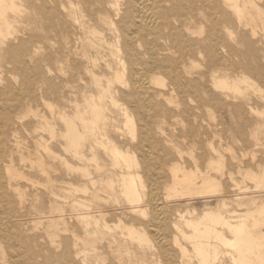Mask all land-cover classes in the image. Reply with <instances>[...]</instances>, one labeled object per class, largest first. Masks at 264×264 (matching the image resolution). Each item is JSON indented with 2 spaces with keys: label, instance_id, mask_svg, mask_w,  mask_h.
I'll return each instance as SVG.
<instances>
[{
  "label": "bare ground",
  "instance_id": "1",
  "mask_svg": "<svg viewBox=\"0 0 264 264\" xmlns=\"http://www.w3.org/2000/svg\"><path fill=\"white\" fill-rule=\"evenodd\" d=\"M36 93L68 107L33 130L30 172L0 167V264H264V189L239 190L249 164L203 114L264 168V0H0V112Z\"/></svg>",
  "mask_w": 264,
  "mask_h": 264
},
{
  "label": "rangeland",
  "instance_id": "2",
  "mask_svg": "<svg viewBox=\"0 0 264 264\" xmlns=\"http://www.w3.org/2000/svg\"><path fill=\"white\" fill-rule=\"evenodd\" d=\"M74 89V88H73ZM68 89L65 90L66 92V98L67 99H73L74 98V92ZM77 92L79 91L78 88H75ZM72 92V93H71ZM78 94V93H77ZM76 94V95H77ZM35 97H27L23 98L22 104L18 106V108H14V106L3 105V112H0V138H1V132H4L3 136V150L0 149V167L1 171L3 173V176H6L5 170H4V163L9 162L12 158L14 160V163L22 169L25 173L30 172L28 166L30 165L29 159H35L36 157V151H35V144L34 139L37 137V134L33 132V130L37 127L38 124L42 122L44 118L51 119V111L49 108V105H66L68 107V102H62L60 97L58 96H49L45 97L44 99L40 98L39 93H36L34 95ZM15 100H12L11 102L14 103ZM19 110V111H18ZM21 110V111H20ZM6 111V112H5ZM26 114V115H25ZM205 124L209 126H213L215 129L221 132L223 144L225 147H229V149H235L238 153L243 154V159L246 165L245 169H242L240 172L235 174V177L238 179V183L240 186V191L248 192L249 194H255L259 192L260 190H263L264 183L258 184L254 179H251L246 176L247 171H258L263 170L264 168H258L255 166L251 161V155L247 153V151L242 152L239 150L240 145L232 138L233 136V130L231 129V124H225L222 125V117L219 111L214 109L206 108L203 111ZM17 116H24L23 125H18ZM117 119L119 126L126 132H128V128L125 126V121L123 115L120 113V111H117ZM10 118L11 121L8 122L6 125H4L5 119ZM60 124V122H59ZM2 130V131H1ZM17 133L19 136V141L21 142L22 148L21 153L26 157V161L21 162L20 160V154L18 152H15L12 157H10L9 153L6 151L7 144L13 139V134ZM44 137L48 140H50L49 133L42 132ZM22 140V141H21ZM35 151V152H34ZM42 155L44 156L45 160L50 163L54 164V160L52 157H49L44 154V151H42ZM226 157H230V152L227 150L225 151ZM24 169V170H23ZM37 179L41 180L42 182L43 177L41 175H37ZM246 183V184H245ZM19 184L21 185V188L28 193V197H32V194L35 192V186L30 181L20 180ZM255 186V187H254ZM248 187V188H247ZM39 190H42L43 187L38 185ZM250 188V189H249ZM253 189V190H252ZM194 205L199 209L198 212L200 213L201 209L203 208L204 202L203 201H197L194 203ZM217 205V201L215 199L211 200V207H215ZM246 206H239V209H244ZM30 220L32 221V225L38 226V231H42L47 229L49 224V218L50 214L57 217V224L59 229L61 230L64 226L63 218L61 216V211L59 208H55L52 213H50V209L46 210V214L44 216H40L35 211L30 208ZM190 217H196L195 215H189ZM28 233V232H27ZM62 233V232H61ZM44 241L47 240V238L43 239Z\"/></svg>",
  "mask_w": 264,
  "mask_h": 264
}]
</instances>
